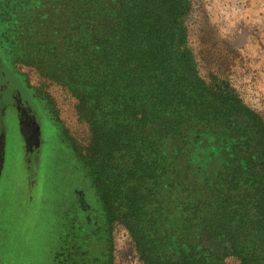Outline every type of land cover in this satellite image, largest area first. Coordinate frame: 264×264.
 <instances>
[{"label": "trees", "instance_id": "trees-1", "mask_svg": "<svg viewBox=\"0 0 264 264\" xmlns=\"http://www.w3.org/2000/svg\"><path fill=\"white\" fill-rule=\"evenodd\" d=\"M210 1L0 0L7 55L88 128L78 145L34 88L88 181L52 264H264V106L245 98L264 99L259 61Z\"/></svg>", "mask_w": 264, "mask_h": 264}, {"label": "rangeland", "instance_id": "rangeland-1", "mask_svg": "<svg viewBox=\"0 0 264 264\" xmlns=\"http://www.w3.org/2000/svg\"><path fill=\"white\" fill-rule=\"evenodd\" d=\"M260 3L264 0H211L209 9L223 34H236L237 43L247 44L248 50L253 51L255 60L259 61L264 92V47L257 40L264 38V13L258 10ZM0 58L5 69L23 85L9 94L17 95L20 100L13 102L14 96H10L13 103L3 113L8 126L4 157L0 135V264H52V251L63 227L66 209L75 201L86 209L77 190L85 189L83 185L87 188L88 181L60 138L42 105L44 102L33 95L34 88L42 91L38 95L40 99L47 96L57 105V113L78 145L87 144L88 128L77 117L75 99L62 86L41 78L34 68L15 64L1 40ZM28 98L32 109L25 103ZM245 98L249 103L259 102L264 106V99L261 101L258 95L247 94ZM3 102L0 99V108ZM128 237V230L119 227L117 240L125 243ZM227 264H239V261L229 256Z\"/></svg>", "mask_w": 264, "mask_h": 264}, {"label": "flooded vegetation", "instance_id": "flooded-vegetation-1", "mask_svg": "<svg viewBox=\"0 0 264 264\" xmlns=\"http://www.w3.org/2000/svg\"><path fill=\"white\" fill-rule=\"evenodd\" d=\"M20 86L22 87L23 85H20L19 82L13 77V75H11V73L7 71V69H5L3 61L0 58V99H3L5 101V104L3 102L0 108V135H2L3 137V143H2L3 157L5 155V151L7 148V132H8V126L6 120L4 122V118H3L5 114L3 115V113H5V109L7 108V106L15 102L16 101L15 99H17V95H9V94L15 91L16 88L20 89ZM10 96H14L13 102H11L12 100H10L9 98ZM18 100L20 99L18 98L17 101ZM25 103L27 107L32 109L29 98L25 101Z\"/></svg>", "mask_w": 264, "mask_h": 264}]
</instances>
